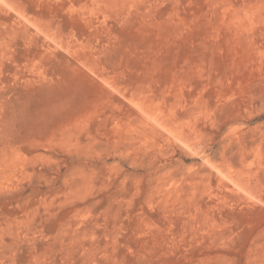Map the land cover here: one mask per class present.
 I'll list each match as a JSON object with an SVG mask.
<instances>
[{"label":"rangeland","instance_id":"1","mask_svg":"<svg viewBox=\"0 0 264 264\" xmlns=\"http://www.w3.org/2000/svg\"><path fill=\"white\" fill-rule=\"evenodd\" d=\"M0 264H264V0H0Z\"/></svg>","mask_w":264,"mask_h":264},{"label":"bare ground","instance_id":"2","mask_svg":"<svg viewBox=\"0 0 264 264\" xmlns=\"http://www.w3.org/2000/svg\"><path fill=\"white\" fill-rule=\"evenodd\" d=\"M149 119H151L152 121L156 122H162L160 121V119L157 116H150ZM163 123V122H162ZM159 124V123H158ZM168 129V131H171V127H166Z\"/></svg>","mask_w":264,"mask_h":264}]
</instances>
